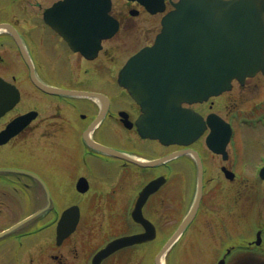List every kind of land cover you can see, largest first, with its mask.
Here are the masks:
<instances>
[{
    "label": "flooded vegetation",
    "instance_id": "obj_1",
    "mask_svg": "<svg viewBox=\"0 0 264 264\" xmlns=\"http://www.w3.org/2000/svg\"><path fill=\"white\" fill-rule=\"evenodd\" d=\"M58 1L0 0V81L11 85L20 82L32 84L30 66L24 55L26 53L43 81L59 87L98 90L108 99V111L91 134L93 141L148 158L166 157L177 150L187 149L185 146H165L158 141L142 138L136 126L142 111L141 105L124 89L109 91V78L106 90L105 86L102 90L95 88L94 82L104 81L103 76L97 73V70L102 71L103 65L100 68L92 63H104L103 57H113L116 51V66L124 59L123 56L119 59L123 49L105 48V42L110 39L103 40V49L93 60L72 53L79 56L81 62L90 64L87 72L93 69L97 74L95 79H83L79 75L76 85L69 87L68 84H55L52 82L53 77L45 74V68L57 74L68 55L66 51L71 52L68 40L46 21V11ZM165 1L171 5L177 0ZM168 11L152 13L137 1L120 0L113 3L112 15L119 21V31L128 19L129 28L136 25L140 29L139 24L142 25L141 29L148 35L143 45L145 47L153 42L149 34L155 31L157 34L161 30L162 19ZM263 82L262 72L244 82L234 80L229 93L239 91V101L248 106L238 111H234L233 106V111H226L225 117L216 111L219 98L193 106L205 120L211 113L220 115L232 124L234 132L226 147L227 155L216 154L207 148L210 127L191 146L199 152L203 163L204 192L195 216L177 242L178 247L176 244L166 254L165 264H173L172 257L176 263L180 261L181 264H264V140L260 143L258 139L260 134L264 135V129L256 131L253 128L264 125V91L260 89ZM33 91L40 94V97ZM21 93L22 100L15 109L0 110V264H76L71 256L66 258L62 253L47 250L46 232H49L53 246L58 249L77 233L81 221L73 234L56 245L57 226L62 211L77 204V199L71 195L77 193L78 180L89 176L100 177L95 171L96 162L106 169L118 167V172H124L128 180L139 174H143L146 181L162 176L165 178L160 191L154 193L142 208V215L148 220L150 232L155 233V236L124 247L101 263L108 264L117 260L118 264L136 261L140 264H158L160 250L173 236L178 225L187 218L196 199V161L190 155H182L160 166L140 169L125 159L110 157L96 150L87 141V130L99 117L105 98H62L34 89L28 92L32 94L28 99ZM7 95L8 90L0 92V106L5 104ZM25 97L27 103L38 104L41 109H38L37 118L14 136L13 128L7 131L14 118L37 111L35 107L23 103ZM45 104L55 112L45 115L44 111L49 107ZM53 119H56L57 124H54ZM218 122V119L212 120L214 126ZM241 125L250 130L246 142L250 141L251 144L245 156L252 159L250 162L245 161L241 153V145L245 143L243 138L238 137ZM223 134L227 135L228 130L224 129ZM76 151L80 154L79 158L75 156ZM244 178L247 180L245 186L239 187L237 179ZM221 179L231 183L227 190L219 187ZM142 189L133 186L132 190L121 194L129 204L124 205L122 213L118 211L120 222L111 220L109 235L112 236L108 241L148 231L134 217ZM109 193L106 192L108 202L101 203L116 211V199ZM99 208L102 206L99 205ZM39 211L41 213L38 216L24 222L31 214ZM164 212L169 216L163 221L168 227L162 231L163 222L159 217ZM176 217L180 219L179 222L175 220ZM17 225L20 226L14 229ZM117 231L118 234L114 235ZM205 239L214 243L208 250L204 247L207 244ZM87 253L82 254L83 258L78 264H93L94 255L87 256Z\"/></svg>",
    "mask_w": 264,
    "mask_h": 264
},
{
    "label": "water",
    "instance_id": "obj_2",
    "mask_svg": "<svg viewBox=\"0 0 264 264\" xmlns=\"http://www.w3.org/2000/svg\"><path fill=\"white\" fill-rule=\"evenodd\" d=\"M137 1L151 12L165 10L164 0ZM173 5L174 9L163 18V27L154 45L142 49L128 61L120 73L119 83L142 105L145 114L138 123L142 136L159 139L165 144L188 145L200 136L204 126L198 114L182 107L183 102H203L231 89V81L235 78L243 81L258 71L264 73V0H179ZM110 10L111 0H61L46 11V21L68 40L73 50L94 57L101 49V40L112 37L119 28ZM30 66L33 80L43 91L88 95L46 86L36 79L32 64ZM6 89L9 95L12 89L15 104L18 92L0 82V90ZM28 118V115L19 118L15 124L22 126ZM214 141V137L208 139L209 145L217 149L218 145H212ZM94 145L103 152L124 158L121 152ZM128 160L138 163L131 158ZM198 179L196 202L160 255L173 245L196 213L202 188L200 163ZM161 184V179L148 184L137 201L134 217L144 225L148 222L141 213L143 204ZM79 218L77 206L63 212L57 228L59 242L75 231ZM152 237L141 233L117 238L96 254L94 264L122 247Z\"/></svg>",
    "mask_w": 264,
    "mask_h": 264
},
{
    "label": "rangeland",
    "instance_id": "obj_3",
    "mask_svg": "<svg viewBox=\"0 0 264 264\" xmlns=\"http://www.w3.org/2000/svg\"><path fill=\"white\" fill-rule=\"evenodd\" d=\"M115 2H119L120 0H114ZM49 3H46V5H48ZM116 4V3H115ZM120 4V3H119ZM170 8V6H169ZM115 10V9H114ZM113 10V11H114ZM139 20V18H138ZM129 22V23H128ZM128 22L126 23L125 26H123V28L118 32V34L116 36H114L112 39L108 40L105 42L104 46L105 48H113L116 47L117 49L121 48L122 50V54L119 53V59L121 58L120 56H123V60L116 66L117 62H112V56L111 55H107L106 57L104 56V63L101 62V64L99 63H95L92 65H97L98 67L100 66V68H102L103 65V69L102 71H98L97 73L101 76L107 77L109 78L112 83H114L113 85L109 82V87L107 88L109 91L112 90H118V86L116 85V74L118 72V70L120 69L121 65H123L125 63V61L132 55L134 54L140 47H142L144 45L145 42V38L148 36L147 34H145L146 32H144V30H142V25L139 24V28L135 25L132 28H129V24H130V20L128 19ZM156 31L152 34V39L155 36ZM118 51H116V54ZM66 53L68 54L66 59L64 60V62L61 64V69L57 72V74H54L52 71H50L48 68H45V74L46 75H50L53 77V81L54 83H63V84H68L69 87H74L76 85L78 76L80 75L83 79L84 78H94L96 77V74L94 73L93 69H91V72H87L89 70L90 64L81 62L79 59V56L72 54V52L66 51ZM104 55V53H103ZM107 58V59H106ZM117 59V58H116ZM93 68V67H92ZM115 73V77L114 76ZM62 79V80H61ZM61 80V81H60ZM107 82V81H105ZM21 86L22 89H25L27 87L26 84H19ZM261 92L264 91V82L261 85ZM233 95L235 96V100H233ZM27 98H31L30 96H32V94L27 92ZM28 98V99H29ZM239 91H237L236 93H226L225 95H223L222 97L219 98L218 103L216 105V111L219 112L220 114H222L224 117L226 116V111L229 113V110L233 111V106H234V111H238L240 109H245L247 108L248 104L247 103H243V101H239ZM227 99V100H226ZM226 100V101H225ZM234 101V104H233ZM236 102L238 103V105H236ZM30 103V102H28ZM229 106L228 108L225 106ZM34 106V105H33ZM225 106V107H224ZM55 111L53 110V108L51 106H49L45 111V115L49 116L51 114H53ZM54 124L56 121H53ZM57 124V122H56ZM243 125L240 126V128H238V137L243 138V140L245 141V143H242L241 147H242V155L244 157V159H246L245 161L250 162L252 159L249 158L248 156L245 157L246 155H248V151L250 149V141H247L248 138V133H249V129L242 127ZM67 126L64 124V129H66ZM254 130L256 131H262L264 129V125L261 126H254L253 127ZM260 140V143L264 140V135L260 134V137L258 138ZM107 140V138H106ZM109 143H113L111 140H108ZM116 144L117 142L114 141ZM259 143V145H260ZM114 144V143H113ZM79 152L76 151L75 156L77 158H79ZM212 164V163H211ZM95 167V171L99 176H102L103 178L108 179L107 181H103V182H110L113 184V182H118L116 184V189L114 190H110L109 194H112L113 191H115L114 193V197H112L113 199H116V211H112V209L110 210L108 207H106L104 205V203L102 204L101 202H108L106 198H102V196H93L91 195L90 198L87 197V199L85 197H82V199H84V202L86 203L87 201L91 200L92 202H99L101 203L100 205L102 206V208H98L94 209L92 211L89 212V210H85L84 214L82 216L81 219V225L79 227V229L77 230V233H75V235H73L71 241L67 242L65 246H62V248L58 249L57 247L53 246V241H51L50 236H48L49 232H46V246L49 247L47 248L50 249V252L53 253H62V256L64 257H72L75 260V263L78 264V262L80 261L81 258H83L82 254L87 253V251L89 253H87L89 255H92L93 253H95L100 247H102L112 236L109 235V231H110V223H112L113 221H117L120 222V215L118 214V211L120 213H122V210L125 208L124 205L129 204L127 202L126 197L122 196L121 194L127 191H130L133 189V186H137V183L134 184L132 183V181H128V177L127 175L122 172L119 174V178L116 177L117 174L113 173V171L111 169H106L105 167H102L99 165L98 162H96V164H94ZM213 170V167H212ZM245 170V169H243ZM97 179L100 180V177H98ZM218 180V178H217ZM101 181V180H100ZM222 184L220 182V188H223L225 190L228 189V186L231 184L229 183L228 180H226V182H224L222 179ZM246 179H237L238 182V186L239 187H243L245 186L246 183ZM138 184H140V181L138 182ZM143 184V181H142ZM99 190H102L101 192H103L105 189L100 188ZM100 192V193H101ZM95 192H93L92 194H94ZM89 196V195H88ZM157 198H159V195L157 196ZM82 202V201H81ZM84 203V205H85ZM87 212V213H86ZM166 217H169L165 212L163 216H160V221H166ZM176 217L175 220H177V222L180 221V219ZM113 220V221H111ZM116 222V223H117ZM176 222V221H175ZM171 225V224H168ZM168 226L165 225V223L163 222L161 225V229L162 231L165 230ZM48 229V228H47ZM118 234L117 232H114V235ZM113 235V236H114ZM206 236H208V232L206 233ZM205 241L207 242L206 246H204L207 250L210 248L211 244L214 245V243L211 242L210 239H205ZM183 243V240L180 244ZM178 247V244H177ZM90 250V251H89ZM176 250V249H175ZM177 252V250H176ZM211 255V254H210ZM173 256V255H172ZM178 256V255H177ZM173 260V264H181V262L179 261L178 263L175 262V258L172 257ZM71 259V258H70ZM67 260V259H66ZM141 260H143V256L141 258ZM136 261V260H135ZM108 264H118V261L115 260L113 262H109ZM131 264H140L139 262H134Z\"/></svg>",
    "mask_w": 264,
    "mask_h": 264
}]
</instances>
